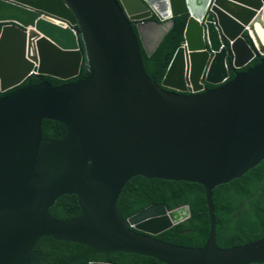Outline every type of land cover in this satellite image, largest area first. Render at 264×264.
<instances>
[{
    "label": "water",
    "instance_id": "water-1",
    "mask_svg": "<svg viewBox=\"0 0 264 264\" xmlns=\"http://www.w3.org/2000/svg\"><path fill=\"white\" fill-rule=\"evenodd\" d=\"M183 15L184 41L158 85L144 66L142 28L163 24L152 55ZM259 29L264 0H0L1 93L40 76L78 77L79 37L90 71L0 98V264H50L36 251L43 238L87 247L68 264L111 253L164 264H263L264 238L217 245L213 202L216 187L264 161ZM203 76L214 89H204ZM43 120L63 124L66 136L42 138ZM137 176L205 188L204 247L155 238L188 220L189 205L153 204L123 218L118 201ZM68 198L81 215L53 218L50 208Z\"/></svg>",
    "mask_w": 264,
    "mask_h": 264
},
{
    "label": "trees",
    "instance_id": "trees-1",
    "mask_svg": "<svg viewBox=\"0 0 264 264\" xmlns=\"http://www.w3.org/2000/svg\"><path fill=\"white\" fill-rule=\"evenodd\" d=\"M156 20L155 17L152 18ZM188 15L174 19L173 27L167 32L159 46L149 55L142 46L141 53L144 66L149 77L161 85L168 68L181 44L184 41V31ZM135 34L140 33L133 25ZM81 51L84 54L78 77L61 81L49 76H40L37 79L25 80L15 89L0 92V98L7 96L16 89L27 85L49 83L56 87L70 82H77L89 76V66L85 55L82 38L78 39ZM259 64L254 60L249 66ZM248 66V67H249ZM245 67L241 71L248 69ZM210 87H213L210 85ZM65 126L56 121H42V138L49 140H62L66 134ZM213 202L217 221L216 242L222 249L233 248L255 242L264 238V161L251 169L239 179L216 187L213 191ZM153 204H164L169 210L182 205H189L191 217L155 236V238L189 248L204 247L210 233L209 213L206 201L205 188L196 183L167 181L161 179H148L142 176L132 178L124 187L119 201L118 211L124 219L144 210ZM78 201L62 199L50 208V214L57 220H69L81 215ZM86 246L43 238L36 246V251L50 264H68L80 256ZM90 262H111L115 264H164L158 260L135 254L111 253L108 256L99 254L88 257L77 264ZM264 264V263H263Z\"/></svg>",
    "mask_w": 264,
    "mask_h": 264
},
{
    "label": "flooded vegetation",
    "instance_id": "flooded-vegetation-1",
    "mask_svg": "<svg viewBox=\"0 0 264 264\" xmlns=\"http://www.w3.org/2000/svg\"><path fill=\"white\" fill-rule=\"evenodd\" d=\"M160 26H163V24H161ZM160 26L158 25H155L154 23H151V24H147L145 26V29H144V33L147 37V40L149 42V46H153L154 43L156 42L158 36H159V32H160ZM152 34V36H151ZM250 67V66H249ZM208 89H214L215 87H207Z\"/></svg>",
    "mask_w": 264,
    "mask_h": 264
},
{
    "label": "crops",
    "instance_id": "crops-1",
    "mask_svg": "<svg viewBox=\"0 0 264 264\" xmlns=\"http://www.w3.org/2000/svg\"><path fill=\"white\" fill-rule=\"evenodd\" d=\"M160 27H161V28H160L159 36H158L156 42L154 43V45L157 43V41H158V39H159V37H160V34H161L162 30H163V26H160ZM144 29H145V28H142L141 33H142V36H143V42H144V44H145L144 47L146 48V50H148V49H151L154 45H153V46H149V42H148L147 37H146V35H145V33H144ZM151 36H152V34H151Z\"/></svg>",
    "mask_w": 264,
    "mask_h": 264
},
{
    "label": "bare ground",
    "instance_id": "bare-ground-1",
    "mask_svg": "<svg viewBox=\"0 0 264 264\" xmlns=\"http://www.w3.org/2000/svg\"><path fill=\"white\" fill-rule=\"evenodd\" d=\"M259 33H260V35H261V37H262V39H263V41H264V32H263V30H260V29H259Z\"/></svg>",
    "mask_w": 264,
    "mask_h": 264
},
{
    "label": "clouds",
    "instance_id": "clouds-1",
    "mask_svg": "<svg viewBox=\"0 0 264 264\" xmlns=\"http://www.w3.org/2000/svg\"><path fill=\"white\" fill-rule=\"evenodd\" d=\"M140 24H145L143 21L142 22H140ZM204 77V76H203ZM204 80V79H203ZM204 82V81H203ZM210 86V85H209ZM209 86H207L206 84H205V87H204V89H206L207 87H209ZM188 87H190V86H188Z\"/></svg>",
    "mask_w": 264,
    "mask_h": 264
},
{
    "label": "built area",
    "instance_id": "built-area-1",
    "mask_svg": "<svg viewBox=\"0 0 264 264\" xmlns=\"http://www.w3.org/2000/svg\"><path fill=\"white\" fill-rule=\"evenodd\" d=\"M55 21H57V20H55ZM203 79H204V77L202 78L201 84H203L205 86V83L203 82L204 81Z\"/></svg>",
    "mask_w": 264,
    "mask_h": 264
}]
</instances>
